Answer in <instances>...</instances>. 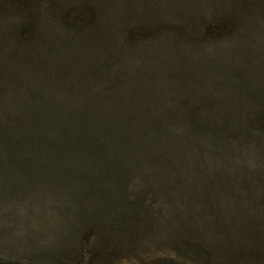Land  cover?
I'll return each mask as SVG.
<instances>
[{
    "label": "rangeland",
    "instance_id": "374dc122",
    "mask_svg": "<svg viewBox=\"0 0 264 264\" xmlns=\"http://www.w3.org/2000/svg\"><path fill=\"white\" fill-rule=\"evenodd\" d=\"M107 85L149 126L147 188L108 137L6 131L0 264H264V0L0 4V102L71 126Z\"/></svg>",
    "mask_w": 264,
    "mask_h": 264
},
{
    "label": "trees",
    "instance_id": "16d2710c",
    "mask_svg": "<svg viewBox=\"0 0 264 264\" xmlns=\"http://www.w3.org/2000/svg\"><path fill=\"white\" fill-rule=\"evenodd\" d=\"M10 1L11 0H0V4L9 3ZM24 1L25 0H23V3ZM83 1L87 2L89 0H83ZM71 3H74V2H71ZM48 7L52 13L56 14L57 8L55 5H53V3H49ZM61 17H59L58 15L56 17H52L51 18L52 23L57 22V24H59L60 20H63V18ZM78 81L80 82V85H82L83 89L86 88L87 86H90V84H92L89 78L85 77L84 74H81L78 77ZM42 82L44 83L45 80H43ZM114 89H115L114 85H107L105 89H103L101 86L100 88L96 87L95 90L90 89L94 91L93 96L97 98L96 100H99V101L95 100V103L92 105L93 107L97 108V111L93 112V111H89L85 109V110L77 112L74 115L75 124L72 123V121L68 122L71 126L66 125L65 123H60L57 126H52V125L44 126L45 121H43L41 117H39V119H35V118H32V116L30 115V113L39 114L40 110L38 108L31 109V111L27 113L23 112L24 107H30L29 104L34 102L32 98H30L29 96H26V98H21L18 96L20 92L11 93L12 97L16 98V100L8 98L10 102H8L7 100H3L0 102V110H1L0 116L2 117V118L0 117V120L2 121V119H4L8 121V126H3L0 123V135L3 136L4 138L6 136L5 134L6 131L10 132V131H16L20 129L21 130L20 132H23L25 134L33 135L36 133V134L41 135V137L42 135L45 136L48 133L57 138L60 137L61 135H69L72 137V134H74V138H79L82 136H89L92 138H107L108 137V140L110 142L94 144V146L97 149H104V152L107 154L109 153V155L115 156L116 155L115 153L118 150H122L126 154L128 155L131 154L133 157L137 158V159H132L134 160L133 168H135V170L139 172L140 176H146L145 178H143L144 180L142 181V186L145 187L146 189L147 187L145 185L148 183L149 177H151L147 171L148 167H146L147 165H149V163L146 161V159H144V166L142 168H139V166H142L143 164L142 163L143 156L147 158V155H148L146 154L147 151L145 149L149 146L148 141H147L148 133H150V131H148L149 126L144 127L143 129L140 128L136 124L133 116L130 114L132 113V111L133 113L135 111L134 108L131 110V107L127 106L129 104L131 105L133 89H131V91L126 94L127 95L126 98L124 99L121 98V101H117V99H114L113 101V98H115L116 96L119 97L118 91ZM125 90H126V87L124 91ZM88 91L86 92L87 94H88ZM106 91L109 93H107ZM25 93L26 95H29L27 94V92ZM83 96L85 97V93ZM80 99H83V98H80ZM103 99H107V100L103 101ZM37 101H38V104H37V107H38L42 103L40 104L39 99L38 100L35 99V103H37ZM120 102H122V104H120ZM9 103L13 104L14 110H10L6 107L5 104H9ZM83 104H84V101H83ZM10 112L12 114H10ZM2 113L4 114V117L1 115ZM13 114H15L17 117H14ZM10 115L13 117L11 121L7 119ZM92 117H93V120L91 119ZM86 121H89V122L93 121V123L89 124V123H86ZM96 122H99V124H96ZM24 125H27V127ZM263 127H264V123H263ZM133 128H137L138 132H142V133L138 134V132H136V133L129 134ZM155 128L157 129L156 126ZM132 135L139 136V137L135 138V137H132ZM115 137H118V138H115ZM140 137L143 139V141L141 142H139ZM154 137L159 139L158 134H156ZM127 139H130V141H127ZM157 143H159L160 147L165 146L170 151L169 155L172 157V151L170 150V143L167 139H165L161 135V138L159 142L157 141ZM139 156L141 157L138 158ZM149 166L155 167V168L157 167L156 164L149 165ZM108 190L111 191L109 186H108ZM142 198H143V193L141 194V199ZM124 203L125 205H130V202L127 203V198ZM122 209H125L126 213L129 210L126 207ZM133 221H134L133 223L134 227L140 226L138 225L137 219H133Z\"/></svg>",
    "mask_w": 264,
    "mask_h": 264
}]
</instances>
